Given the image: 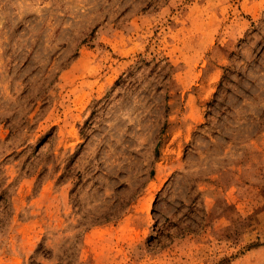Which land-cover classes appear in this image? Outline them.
I'll list each match as a JSON object with an SVG mask.
<instances>
[{
    "label": "rangeland",
    "instance_id": "1",
    "mask_svg": "<svg viewBox=\"0 0 264 264\" xmlns=\"http://www.w3.org/2000/svg\"><path fill=\"white\" fill-rule=\"evenodd\" d=\"M0 264H264V0H0Z\"/></svg>",
    "mask_w": 264,
    "mask_h": 264
},
{
    "label": "trees",
    "instance_id": "2",
    "mask_svg": "<svg viewBox=\"0 0 264 264\" xmlns=\"http://www.w3.org/2000/svg\"><path fill=\"white\" fill-rule=\"evenodd\" d=\"M157 147H158V145H157Z\"/></svg>",
    "mask_w": 264,
    "mask_h": 264
}]
</instances>
